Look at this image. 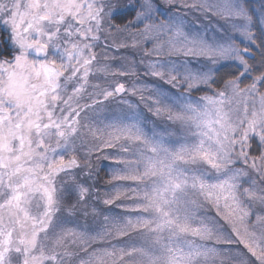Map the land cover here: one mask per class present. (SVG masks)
Instances as JSON below:
<instances>
[{
	"label": "rangeland",
	"instance_id": "1",
	"mask_svg": "<svg viewBox=\"0 0 264 264\" xmlns=\"http://www.w3.org/2000/svg\"><path fill=\"white\" fill-rule=\"evenodd\" d=\"M247 1L264 8L0 0L12 36L49 37L44 58L0 60V230L20 241L29 226L17 204L56 206L63 214L26 238L40 264H264V88L212 86L222 65L247 73ZM129 8L135 17L113 25ZM15 146L24 154L10 157ZM58 168L53 192L45 181Z\"/></svg>",
	"mask_w": 264,
	"mask_h": 264
},
{
	"label": "trees",
	"instance_id": "2",
	"mask_svg": "<svg viewBox=\"0 0 264 264\" xmlns=\"http://www.w3.org/2000/svg\"><path fill=\"white\" fill-rule=\"evenodd\" d=\"M258 3L256 13L254 8L251 7V1L246 2V9L248 10L251 18L253 19V25L251 29V33L253 36V43L251 46L245 48L246 55H244L245 64L247 73L244 75L245 70L237 64H225L220 66L213 77L212 86L215 89H222L228 82L239 80L241 87H248L254 85L257 81L261 82V87L264 88V30L262 29L259 20L257 19L258 14L264 12L263 6ZM136 9L129 8L124 12L116 13L112 16L111 22L115 26H121L129 21H131L135 17ZM47 25L56 24L53 20L47 21ZM49 36L54 37L55 35L51 32H47ZM44 38L42 39V43L40 45L31 44L30 41L25 36H12L11 32L7 31L3 25L0 24V60H5L13 55H33L39 58H44L46 53V47L44 46L43 42L45 38H49L47 35H43ZM47 40V39H46ZM11 48V51H10ZM72 130H76V126L71 128ZM258 145L256 142H253V147L251 149L252 155L255 157L257 156ZM24 149L20 148L19 146L13 147L11 150L8 151L9 156H19L23 155ZM264 162V160H263ZM73 168H78L77 164L72 165ZM70 169V168H68ZM24 169L14 171L16 175L22 174ZM66 169H54L50 172L51 180H46L45 184H47L53 192L56 191L55 183L60 180V174L65 172ZM27 184L32 185V182H28ZM15 202V199H14ZM20 206V205H19ZM17 204L16 208V217L20 218V215L23 217V222H27L29 227L26 230H23L25 233L24 239L20 240L15 238V236L9 231L3 232L0 230V236L2 235V239L0 240V246L2 245V251L13 249L10 255L14 254L17 255L16 260L11 264H40L38 262L41 255V252L36 249L35 244L33 248H29L28 243L29 241L26 239L35 240L39 237L38 229L44 223H49L53 219L57 217V215H62L61 211H56L55 209L47 207L46 205L43 206L42 210L39 211H32L31 209H25L22 214H20V208ZM20 209V210H19ZM62 213V214H61ZM28 218V219H27ZM27 219V220H26ZM16 224V223H15ZM39 225V226H38ZM35 227V228H33ZM37 227V228H36ZM9 230V229H7ZM37 230V231H36ZM32 232V233H30ZM23 233V235H24ZM5 248V249H4ZM15 251V252H14ZM1 252V250H0Z\"/></svg>",
	"mask_w": 264,
	"mask_h": 264
}]
</instances>
